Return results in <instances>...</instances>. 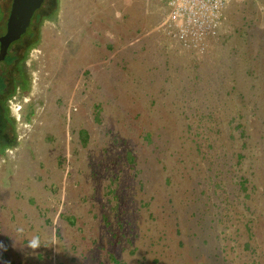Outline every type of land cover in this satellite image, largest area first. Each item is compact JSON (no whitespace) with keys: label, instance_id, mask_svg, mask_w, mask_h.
<instances>
[{"label":"rangeland","instance_id":"374dc122","mask_svg":"<svg viewBox=\"0 0 264 264\" xmlns=\"http://www.w3.org/2000/svg\"><path fill=\"white\" fill-rule=\"evenodd\" d=\"M93 1L46 0L9 48L0 264H264V0H230L205 53L163 22L128 59L129 1Z\"/></svg>","mask_w":264,"mask_h":264},{"label":"built area","instance_id":"2783aa9c","mask_svg":"<svg viewBox=\"0 0 264 264\" xmlns=\"http://www.w3.org/2000/svg\"><path fill=\"white\" fill-rule=\"evenodd\" d=\"M164 25L182 46L197 53L208 51L225 21L230 0H167Z\"/></svg>","mask_w":264,"mask_h":264},{"label":"crops","instance_id":"0c3cea01","mask_svg":"<svg viewBox=\"0 0 264 264\" xmlns=\"http://www.w3.org/2000/svg\"><path fill=\"white\" fill-rule=\"evenodd\" d=\"M86 3H93V0H83ZM129 3L125 8H123L124 11V17H127V23H124L120 21V23H116L114 26L115 31L113 32L114 35L112 36V39L110 42L107 43L108 45L114 46L115 52L114 54L116 55H121V58L128 59L129 56L126 54H129L130 51H134L136 53H139L141 55L145 53L146 49V44L148 43L146 41V38L148 37L149 34L154 33V30H157L162 24L163 20L166 18L167 13L166 9H164V0H155L156 2V7L148 8L144 7L139 0H127ZM93 7V6H92ZM133 9L136 10L133 12ZM115 11V10H114ZM117 14L119 15V11H116ZM160 15L163 13L162 19H157L156 24L154 25L153 28L150 30L146 31V28L142 29L141 26H145L147 23L146 22H153L155 18H157V14ZM113 13V11L111 12ZM166 13V14H165ZM136 14L139 17H142V20H140V24H136L135 20H132V17H135ZM106 15L109 16H116L114 14H108L107 11H103L102 13L96 14L93 11L86 12L85 16L80 19V25L82 24L84 27L87 25H94L98 26L100 28L102 27H107L104 26V22H109L110 20L102 19V17H105ZM164 17V18H163ZM131 18V19H130ZM152 20V21H151ZM142 29V30H141ZM81 34L83 33V30L80 32ZM164 34L166 33L165 31L163 32ZM107 34H111V32H108ZM87 35H91L93 37L92 32L88 31ZM90 38V37H89ZM110 36H108V39L110 40ZM123 62V61H122Z\"/></svg>","mask_w":264,"mask_h":264},{"label":"water","instance_id":"95a60500","mask_svg":"<svg viewBox=\"0 0 264 264\" xmlns=\"http://www.w3.org/2000/svg\"><path fill=\"white\" fill-rule=\"evenodd\" d=\"M45 0H13L7 21V30L0 36V62L9 53L10 46L27 32L36 12Z\"/></svg>","mask_w":264,"mask_h":264},{"label":"trees","instance_id":"16d2710c","mask_svg":"<svg viewBox=\"0 0 264 264\" xmlns=\"http://www.w3.org/2000/svg\"><path fill=\"white\" fill-rule=\"evenodd\" d=\"M40 18L41 13L39 12L38 19ZM17 58L16 55L8 54L4 66L0 67V151L13 146L17 139L15 118L11 115L8 102L14 92L9 90L7 75L9 66L14 65Z\"/></svg>","mask_w":264,"mask_h":264},{"label":"flooded vegetation","instance_id":"af4514ba","mask_svg":"<svg viewBox=\"0 0 264 264\" xmlns=\"http://www.w3.org/2000/svg\"><path fill=\"white\" fill-rule=\"evenodd\" d=\"M13 0H0V28L3 26L5 27V31L1 34L3 35L7 30V21L10 14V10L12 7ZM46 3V0L44 1L43 5ZM42 5V6H43ZM40 9L38 10V12ZM32 22V21H31ZM29 29V28H28ZM0 35V36H1ZM25 36V34L23 35ZM22 36V37H23ZM21 37V38H22ZM14 44V43H13ZM11 47V46H10ZM9 54V53H8ZM7 54V55H8ZM7 57V56H6ZM5 60V59H4ZM2 62V61H1Z\"/></svg>","mask_w":264,"mask_h":264},{"label":"clouds","instance_id":"9594fccd","mask_svg":"<svg viewBox=\"0 0 264 264\" xmlns=\"http://www.w3.org/2000/svg\"><path fill=\"white\" fill-rule=\"evenodd\" d=\"M40 246H41V241H40L39 236H35V237L31 238L28 242V245H27L28 248H31L33 250L39 248ZM0 247H4V245L0 244Z\"/></svg>","mask_w":264,"mask_h":264}]
</instances>
